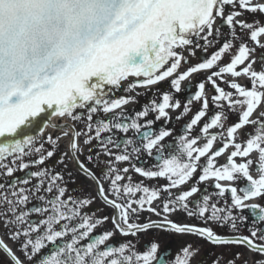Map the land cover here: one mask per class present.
Here are the masks:
<instances>
[{
    "label": "snow or ice",
    "instance_id": "snow-or-ice-1",
    "mask_svg": "<svg viewBox=\"0 0 264 264\" xmlns=\"http://www.w3.org/2000/svg\"><path fill=\"white\" fill-rule=\"evenodd\" d=\"M245 12L253 18L239 19ZM262 36V0H0V253L6 264H190L199 250L190 244L170 261L163 253L157 256V242L141 251L133 240H115L119 233L138 242L139 233L154 228L242 246L253 253L252 264H264V205L248 203L264 199ZM209 49L215 50L208 55ZM197 50L202 57L193 65L188 56ZM258 61L260 70L253 67ZM182 64L189 66L181 72ZM201 72L209 74L182 104L174 93ZM241 76L249 86L237 82ZM166 80L169 88H157L141 110L125 109L141 95L128 93L152 90ZM206 84L214 91L211 97ZM210 100L215 111L201 124ZM194 102L200 107L174 138L175 146L166 144L173 136L169 110L181 109L179 121ZM230 113L238 119L226 127ZM48 127L59 134L45 135ZM69 136L68 150L46 164ZM230 147L226 162L217 165L216 158ZM142 156L156 163H140ZM67 161L75 162L95 183L97 197L114 209L111 229L95 231L109 216L85 210L97 197L69 190L73 172ZM132 172L142 179L134 180ZM209 180L214 192L205 184ZM240 180L246 183L238 187ZM143 212L160 219L141 222ZM176 212L203 226L170 219ZM241 255L218 256L212 264H248Z\"/></svg>",
    "mask_w": 264,
    "mask_h": 264
},
{
    "label": "flooded vegetation",
    "instance_id": "flooded-vegetation-1",
    "mask_svg": "<svg viewBox=\"0 0 264 264\" xmlns=\"http://www.w3.org/2000/svg\"><path fill=\"white\" fill-rule=\"evenodd\" d=\"M262 2H264V0H262ZM252 18L253 17L251 16V14H249L247 12H245L243 15H241L239 17V19H241V20H244V19L251 20ZM220 25H221V20L217 19L216 26H220ZM221 31L227 32L228 29H227V27H221ZM260 40H261V43H264V36L260 37ZM250 46L255 47V45L251 44V43H250ZM213 50H215V49H209L208 55H210ZM185 55H187V53H185ZM253 55L255 57H257V60H258L259 55H260V50L257 49V51ZM201 57H202V53L199 50H197L195 56H188V59L194 65V64L200 62ZM227 60H228V57L225 56L224 61L227 62ZM188 66H189L188 64H182L179 71H181V72L184 71ZM253 67L256 70H260L261 65H260L259 61L256 64H254ZM208 74H209L208 72H201L197 75H193L190 78L192 81L191 84H189L188 80L183 81L182 85H181L182 91L180 93H174L175 97L180 99L182 104L184 102H186V99L191 98V95L194 94V92L196 90V84L200 80H203ZM225 79L231 80L232 77L226 76ZM217 82L220 83V81H217ZM237 82L244 85V86L250 85V81L245 76L239 77L237 79ZM221 87H225L226 90H231V89H228L227 86L223 85V84H221ZM157 88L162 92L163 90L169 88V82L166 80L159 85L153 86L152 90L140 87V88L136 89V92L128 93V95H136V93H141V95L137 96L135 103H129L128 105H126L125 109L128 110L129 113H132L134 110H141V108L144 104L149 103L151 101V99L154 98L155 90ZM205 93L208 97H211L214 94L212 87L208 84H206V86H205ZM121 94H122V90H121ZM199 107H200V103L194 102L192 105L191 112L188 114V116L184 117L183 119H181L179 121H177L175 119V117L178 115V113L181 111V109H177L175 111L169 110V114H170V117H172V120L170 123L167 124V127L173 129V136L166 138V140H165L166 144H172L173 147L175 146V139L174 138L176 137L177 134L183 133V131H184L183 125L188 120H190L191 116L199 109ZM214 111H215V106L212 105L211 100H210L209 101V112L204 118H202V121L200 123L202 124L205 121H207L209 119V117L214 113ZM149 118H151V116ZM53 119L57 120V122H59L58 118L54 117ZM237 119H238V117L235 113H230L229 119L226 122L225 126L227 127L231 123L236 122ZM161 125H164L163 120L158 122L155 127L158 129ZM247 130L252 131V129H250V128ZM59 131H60L59 129H54L52 127H48L45 131V135H47L48 133H52L53 135H58ZM196 131H198V128L196 129ZM211 131L216 132V131H219V129L214 128ZM129 135H131V134H129ZM240 138L241 139L245 138L243 131L240 133ZM70 141H71V136L62 138L59 141V150L56 153V156L53 157L52 159L46 161V164H48V165L55 164L56 160L58 159L60 154L64 151L68 150V147L70 145ZM203 143H204L203 140L199 141V144L202 145ZM219 146H220V141L218 140L214 143V148L219 147ZM81 147H83L82 141H81ZM231 151H232V148L230 147L220 157L216 158V164L217 165L224 164L227 160V156L230 154ZM86 152H87V150L85 149V153ZM68 155L71 156V152H69ZM80 158L83 160L84 156H81ZM251 158L253 160H256L257 159V153L253 152L251 154ZM237 162H240V158H237ZM101 163H102V161H101ZM140 163L154 164V163H156V161L153 158H149L147 156H142ZM67 164H68V168L71 169L73 172L72 181H74V182L70 181L68 183L69 190L70 191L74 190L73 194H76V195H81V196L91 195L93 197H97V189H96L95 183L78 172L74 161H67ZM88 166L90 168L94 167V165H92V164H89ZM123 166H124L123 164L120 165V167H123ZM62 167H63L62 165H59L58 170ZM33 170H35V169H33ZM251 171H252V174L255 176L256 171H255L254 167ZM16 175L22 176L23 173L18 172ZM131 175L133 176V179L136 181H139L142 179V177H140L138 174H135L134 172H132ZM66 179H67V177H66ZM144 182L146 184H148L149 186H152V185L157 183V181H148V180H145ZM158 183L162 185V184H165L166 181L164 179H160L158 181ZM245 183H246L245 181L240 180L237 182V186L238 187L243 186ZM205 184H207L209 186L208 190L210 192L215 191V189L213 187H211V185L213 184L212 180L205 182ZM205 184H201V188H203L205 186ZM180 190H183V188L182 189H176L174 191H180ZM198 197H199V194H196V196L192 197V199H197ZM248 203H257V204L264 205V199H253L252 201H249ZM159 204H160V200H157L154 202L153 206H156ZM96 209H99V211L96 213L97 216L108 215L109 220L103 224L102 228L98 227L95 231L101 232L104 229H111L112 228L111 216L114 213V209H112L109 206H105L99 197L96 198L95 202L90 206V208L85 209V210L86 211H93ZM244 214L248 215V210H245ZM146 219L158 220V219H160V217H157L156 215H154L150 212H143L141 214V222L145 221ZM170 219L176 220L179 223L197 224V225L203 226L200 220H198L194 217H187L183 212L174 213L170 217ZM208 226L212 227L213 230L219 234H228V231H229L227 228H221V227L217 226L215 223H209ZM242 231H243V234H248L246 230L242 229ZM2 234H3V228H0V235H2ZM138 237H139V239L137 242V240L131 236L123 237L119 233H116L115 240H118V241L133 240L134 243H137V247L141 251L146 250L145 246L146 245L150 246L151 242H153V241L157 242L159 244V251L157 253V256L159 257L163 253V254L167 255V257L170 261L173 259L174 254H179L180 250L185 245L190 244L192 249H197V248L199 249L198 251L195 252L193 257L191 258L190 264H198V262H202V264H212V261L214 260V258H216L218 256L221 257L222 259L227 258L235 252L242 253V255L240 257L241 261L247 260L248 264H252V260H253V253L249 252L247 250V248H245V247L213 245L210 242H208L206 239L200 238L196 235L178 234V233H175L173 231L154 228V229H150L148 231L139 233ZM4 238H5L6 243H8L9 246L13 247L15 250L14 243L10 239H8L7 237H4ZM165 250H167V252ZM0 260L5 261V264H6L7 257L4 256L2 253H0ZM153 264H155V262H153Z\"/></svg>",
    "mask_w": 264,
    "mask_h": 264
}]
</instances>
